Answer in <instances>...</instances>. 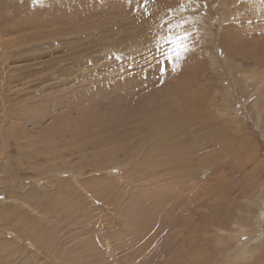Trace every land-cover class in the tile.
<instances>
[{
  "label": "rangeland",
  "instance_id": "obj_1",
  "mask_svg": "<svg viewBox=\"0 0 264 264\" xmlns=\"http://www.w3.org/2000/svg\"><path fill=\"white\" fill-rule=\"evenodd\" d=\"M95 2L0 0V264H264V0Z\"/></svg>",
  "mask_w": 264,
  "mask_h": 264
},
{
  "label": "bare ground",
  "instance_id": "obj_2",
  "mask_svg": "<svg viewBox=\"0 0 264 264\" xmlns=\"http://www.w3.org/2000/svg\"><path fill=\"white\" fill-rule=\"evenodd\" d=\"M89 1H93V3L95 2V0H89ZM97 1V0H96ZM100 3V2H99ZM95 4H96V2H95ZM92 5V4H91ZM116 5H118V4H116ZM114 3L112 4L111 2L108 4V6H107V8L105 9L106 10V13H103V14H100V15H103V16H105L106 17V14H109V12L111 11V10H115L120 16H122V13H120V11H119V9H120V7H118V6H116ZM91 8V7H90ZM124 8V7H123ZM91 11V10H90ZM102 12H104V11H102ZM68 13V12H67ZM86 13V12H85ZM96 13H97V11H96ZM99 13V12H98ZM125 13V12H124ZM89 14V13H88ZM90 15V14H89ZM92 15V14H91ZM93 15L95 16L96 14L95 13H93ZM124 15V14H123ZM96 17V16H95ZM85 18V17H84ZM83 18V19H84ZM68 19V18H67ZM100 20V19H99ZM103 20H104V18H103ZM106 20V19H105ZM116 20V19H115ZM56 21V20H55ZM99 22V21H98ZM85 24V23H84ZM95 24V23H94ZM98 24V23H97ZM104 24V23H103ZM119 24H121V23H119ZM110 24H108V26H109ZM118 26V25H117ZM114 27V26H113ZM107 28V27H106ZM117 29V28H116ZM126 30V29H125ZM122 31V30H121ZM130 31V30H129ZM90 32V31H89ZM91 33V32H90ZM82 36V35H81ZM122 40V39H121ZM113 42V41H112ZM236 42V41H235ZM232 46V45H231ZM228 47H230L229 45H228ZM233 48V47H232ZM240 48V47H239ZM227 50H228V48H226ZM237 49V48H236ZM236 49H235V51H236ZM231 50V49H230ZM239 50V49H238ZM232 51V50H231ZM237 52V51H236ZM234 53V52H233ZM154 61V60H153ZM71 64V63H70ZM119 64V63H118ZM111 67V66H110ZM155 67V66H154ZM108 68V67H107ZM105 69V68H104ZM60 71V70H59ZM70 75V74H69ZM166 75V74H165ZM111 76H112V74H111ZM72 77H73V75H72ZM109 78V77H108ZM157 81V80H156ZM93 88V87H92ZM161 88V87H160ZM100 91V90H99ZM113 93H115V92H113ZM151 96V95H150ZM143 99V98H142ZM181 99V98H180ZM185 99V98H184ZM178 103V102H177ZM185 105V104H184ZM188 105V104H187ZM128 106V105H127ZM117 109V108H116ZM190 109V108H189ZM132 110V109H131ZM184 110H185V108H184ZM199 110V109H198ZM117 111V110H116ZM156 112V111H155ZM175 112H177V111H175ZM190 112V111H189ZM192 113V112H191ZM172 114V113H171ZM89 115V114H88ZM123 115V114H122ZM154 115V114H153ZM185 115V114H184ZM192 116V115H191ZM205 116V115H204ZM171 117H174V116H171ZM142 118V117H141ZM178 118V117H177ZM177 118H175V119H177ZM183 118H184V116H183ZM188 118V120H190V116H188L187 117ZM206 118V117H205ZM171 119V118H170ZM173 119V118H172ZM179 119H180V117H179ZM195 119V118H194ZM197 119V118H196ZM154 121H155V119H154ZM197 122H198V120H197ZM176 123V122H175ZM200 124V123H199ZM167 125V124H166ZM189 125V121L187 122L186 121V119H184L182 122H181V124L179 123V126H188ZM201 125V124H200ZM122 126V125H121ZM157 126H159V125H157ZM168 126H169V124H168ZM171 126V125H170ZM169 126V127H170ZM179 126H174V127H172L171 126V132H172V135H173V133H177L178 134V131H179V133L181 132V129H180V127ZM195 126V125H194ZM167 128V127H166ZM191 128H192V126H191ZM162 129V128H161ZM183 129V128H182ZM169 130V129H168ZM156 131V130H155ZM158 132V131H157ZM160 132V131H159ZM167 132V131H166ZM170 132V133H171ZM186 132V131H185ZM203 132V131H202ZM204 133V132H203ZM202 134V133H201ZM207 134V133H206ZM158 136H159V133L157 134ZM162 135V134H161ZM167 135V134H166ZM169 135H171V134H169ZM155 136V135H154ZM201 136V135H200ZM131 137V136H130ZM202 137H204V136H202ZM201 137V138H202ZM122 138V137H121ZM155 138V137H154ZM160 139V138H159ZM165 139V138H164ZM172 139V138H171ZM163 139L161 140V143L160 144H162L163 145ZM175 145V144H174ZM173 146V145H172ZM119 147V146H118ZM141 148V147H140ZM118 160V159H117ZM120 160V159H119ZM145 162V161H144ZM162 259V258H161ZM164 261V260H163ZM165 262V261H164ZM158 264V263H157Z\"/></svg>",
  "mask_w": 264,
  "mask_h": 264
}]
</instances>
